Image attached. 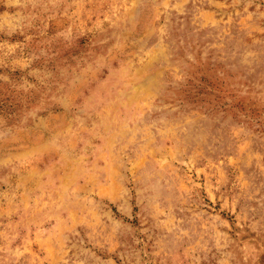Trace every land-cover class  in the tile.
I'll use <instances>...</instances> for the list:
<instances>
[{
	"label": "rangeland",
	"instance_id": "obj_1",
	"mask_svg": "<svg viewBox=\"0 0 264 264\" xmlns=\"http://www.w3.org/2000/svg\"><path fill=\"white\" fill-rule=\"evenodd\" d=\"M0 264H264V0H0Z\"/></svg>",
	"mask_w": 264,
	"mask_h": 264
}]
</instances>
